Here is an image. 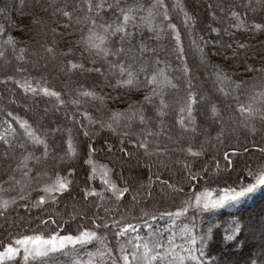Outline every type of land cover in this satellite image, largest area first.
Masks as SVG:
<instances>
[{
    "label": "trees",
    "instance_id": "16d2710c",
    "mask_svg": "<svg viewBox=\"0 0 264 264\" xmlns=\"http://www.w3.org/2000/svg\"><path fill=\"white\" fill-rule=\"evenodd\" d=\"M52 0H23V6L20 7V0H0V5H10V20L5 17H0V22H5L10 33L17 41L15 51L12 45H5L4 38H0V48L3 49L5 55L0 57V75L13 76V81L5 83H13L12 89H15L14 94L17 95V101H8L7 89L4 88V83L0 81V131H3L5 125L3 120L6 118V112L12 111L13 116L19 115L22 119H28L34 128H36L42 135L50 133L47 132L49 128V121L38 120L36 114L28 109H25L24 101L20 99L30 98L41 103H49L56 105L55 98H50L39 94L32 96L26 95L22 89L15 84V79L23 80L25 73L17 71V68H24L27 70V75L35 79L43 77L47 86L55 91L61 93V98L65 100L63 107L65 110H71L76 113L78 118L74 123L75 130L71 132L73 139L74 153H68V132L60 133L56 138H48L50 152L55 154L63 153L67 157L75 158L76 162L70 166L73 169L70 179L74 180V185L68 194H60L57 197L58 203L52 204L48 202V206H41L39 209L31 208L25 209L23 203H33L37 196L42 194L40 186L50 181L56 173L61 176L67 175L66 162L60 165H55L53 159L43 157V146H36L35 148L28 142L27 137L23 135V130L20 129L19 124L12 121L13 128L16 129L15 137L9 136L13 141L15 147L10 151L16 159H5L2 155L5 147L0 141V179H5L4 170L10 165L15 166L19 159L21 149L18 147L20 143L25 144L26 150L34 152L35 156H40L41 160L30 161L29 167L33 169L29 173L30 177L35 178L36 172H41L40 183H33V188L36 191H30L29 198L21 202V206L14 207L7 212L6 218L0 219V250L6 243L13 242L14 237L21 234H50L53 231H58L63 235L66 232L72 234L77 233L78 226L89 224L90 219H96L98 224L107 223L110 219L119 220L121 216L127 217L128 223L138 222L141 211L151 212L152 214H160L165 212L176 211V207L181 206L184 197L174 199L172 196L173 189L168 188L161 181H166L167 184L174 185L175 188H183L184 192H198L201 191L196 185L201 182L202 176L198 177L197 181L187 183L188 168L185 165L194 166L193 174L200 170L202 164L208 165L211 168L210 175L217 174V165L221 171H230L225 166L229 161H245L251 160L253 163L257 161H264V153L260 151L264 147V121L259 118L247 121L242 124L238 115V108L236 107L237 100L233 96L239 98V103H245L250 89H241L239 92H232L227 99H225L218 91L221 85L215 79L214 68L212 65H223L224 56L229 53L225 52L220 45H213L211 43L203 45V42L198 37H204L205 40L221 39L222 43L226 44L229 41L227 36H218L217 33L210 32L211 27H218L223 29L225 26L235 22V19L230 17L228 13L235 10L242 14V18L248 21H255L257 23L264 22V8L256 7L255 11L246 9L244 4H256V0H164L168 5L169 21L177 25V29L181 34V42L184 48V61L187 63L190 76L193 79L194 91L199 95L206 97L204 101H199L195 106L194 115L196 131L193 133L191 128L182 130L177 122L179 108L184 105L186 101V90L183 85V80L177 81L175 77H181V73L175 71L177 62L174 56H168V52L172 50L174 40L167 33L163 34L161 40L155 39V34L148 32L144 28L143 32L138 38L144 39L148 47L155 48V45H161V50L157 49V55L161 60H170L173 68L170 69V74L174 77L173 82L179 83L177 89L169 88L165 92V115L162 118L163 123L159 119H152L145 126V131L148 129L152 131H159V137H150L148 154L144 149H138L136 144L128 143V137L123 138L107 127H101L100 123H90L89 118L83 116L84 112L89 113V117L95 121L109 122V117L113 112H118L123 115L136 113L139 115L141 109L149 117H155L156 112L153 105L142 103L143 98L150 94V89L145 88V73L139 72V82L132 86H119L116 84V77L109 70V63L102 58L95 57L91 52L85 51L81 44L77 41L80 39L81 31L79 27L64 29L63 24L65 20L54 19L51 13L52 8H48L47 12L42 11V7L51 3ZM72 3V0H57V3ZM94 3L99 0H93ZM111 3L113 0H107ZM125 3H143L147 6L151 0H125ZM182 3L189 16L194 17L195 24L188 21L189 27L185 28L184 13L179 8L172 7L173 4ZM223 9V11L221 10ZM215 14V15H213ZM137 23H141V17L147 16L146 10L137 11ZM110 21L114 22L116 17L111 13L108 14ZM33 19H38L40 23L33 24ZM59 25V27H57ZM167 23H165V28ZM56 28L57 34H53L52 29ZM236 32L234 41L246 43L247 49L241 54L239 59H229L226 67L229 73H234V80H251L252 77L259 78V73H245L244 65L241 61H245L248 65L259 69L264 66V34L260 32H248L244 28L233 30ZM68 34L65 35L64 33ZM7 33L5 34L6 38ZM152 35V36H150ZM53 39L56 43L53 45ZM197 41L198 45H202L205 49L206 62H202L200 55L196 51V46L192 43ZM48 45H53L56 49L55 55L47 54L44 49ZM136 46V41L132 42L131 47ZM23 47L25 52L24 61H18L16 57L20 55L19 49ZM130 46L125 44V48ZM71 48L72 52H67ZM156 49V48H155ZM220 54H217V53ZM65 53V54H61ZM196 53L199 57L196 56ZM133 51H128L127 57H124L128 63L135 61L137 67L142 66V61L139 57H133ZM114 60V58H112ZM156 57L148 55L145 64L148 66L147 75H151V70ZM83 64V69H70L67 66V61ZM163 67V65H160ZM100 68L102 75L94 71L89 72L87 69ZM204 73L208 76V82L205 81ZM214 90L213 95H206L209 88ZM15 87V88H14ZM228 90L229 86L224 85ZM85 89L93 90L98 95L103 96V102L99 100H92L91 98L82 95ZM21 90V91H19ZM79 100L76 104L73 101ZM17 102V103H16ZM215 103L218 109V115L223 117L228 109L232 115L230 119L233 123L242 124L238 126L237 131L230 128L231 122L225 124V127L220 128L219 133L205 131V126L208 125L207 117L209 115V106ZM158 104V98H157ZM223 112V113H222ZM222 113V114H221ZM186 115V114H185ZM11 119V118H8ZM68 119L65 117V120ZM57 120V119H56ZM68 120L65 121L67 123ZM89 123V128L94 134V139H91L94 144L95 152L91 157L87 154L88 141L85 140L84 135L79 130L76 123ZM63 119H58L54 122L55 126L61 128L66 127ZM131 129L121 128L120 131H131L136 133L133 139H139V132L141 126L138 119L133 122ZM68 127V126H67ZM255 128V131L252 129ZM184 133L179 138L177 133ZM64 134V135H63ZM63 135V136H62ZM109 140V142H107ZM54 141V144H53ZM111 144L112 148H107ZM191 147L193 151H200L202 153L199 162L191 158V153L187 149ZM157 148H162L165 151L157 152ZM235 148L237 156H232L231 151ZM243 149H247L245 152ZM123 150V151H121ZM131 153V156L128 155ZM135 153V154H133ZM224 153H229V159L226 160ZM139 155H147V160L138 165L137 157ZM120 160H117L119 159ZM122 157V158H121ZM166 161L164 164V161ZM151 161V163L148 161ZM91 160V163L85 161ZM122 162L123 167H119ZM47 163V167L46 164ZM132 164V165H131ZM139 166V167H136ZM138 168V169H137ZM207 170V169H205ZM107 173V175H105ZM154 174V175H153ZM89 175L93 178L89 179ZM159 177V180L156 177ZM104 179H108L115 183L118 188L123 189L126 186H131V191L125 193V196L120 201H115L111 197V193L107 191V186L103 183ZM250 182V181H249ZM216 187L223 188L224 185H213L209 191L212 195H220L213 191ZM95 188L98 193L103 194V198L97 195L87 199L81 196V190H91ZM139 193L135 203L132 200V193ZM74 192L77 195V204L72 202L70 193ZM150 193V195H149ZM193 202L195 196H192ZM122 201V202H121ZM100 207L97 208L96 205ZM73 207L80 211H86L87 217L83 215L78 216L75 220H70L69 216L65 214V210L72 212ZM202 208V205H201ZM107 210V211H106ZM195 209L190 208L189 212L183 216L168 217L153 221L152 227L164 228L165 240L170 232L177 233L175 242L177 243V250L179 245L184 242L185 238L179 233L184 227L185 223L191 220ZM75 215V213H73ZM51 217L56 221L55 224L50 223L47 219ZM136 217L137 220L132 218ZM9 218V219H8ZM147 219V217H144ZM44 223L41 225L40 221ZM7 221V222H6ZM236 221V223H233ZM60 224H64V228H59ZM198 226L192 229V232L200 239L197 240L196 247L199 248L203 243V260L202 264H222V256L230 258L233 264H261L264 261V186L249 194L239 201L229 202L216 208L203 209L199 213ZM27 226V228L25 227ZM209 229L211 231L209 232ZM95 230V229H94ZM118 229H113L111 226L107 231V244L109 248H113V254H116L114 246L116 245L115 232ZM100 235H104L103 230H98ZM142 235L147 234V230H143ZM232 236V239H227V236ZM131 236L125 233L121 239H130ZM99 247L98 242H90L89 245L80 246L79 251H95ZM254 249L258 250L256 253ZM130 250V249H129ZM225 253V254H224ZM231 254V255H230ZM55 259L59 264H66V262L80 259V257L57 255ZM87 260V256L83 257ZM94 259H99L94 257ZM185 264H196L188 258Z\"/></svg>",
    "mask_w": 264,
    "mask_h": 264
},
{
    "label": "snow or ice",
    "instance_id": "6c2138e0",
    "mask_svg": "<svg viewBox=\"0 0 264 264\" xmlns=\"http://www.w3.org/2000/svg\"><path fill=\"white\" fill-rule=\"evenodd\" d=\"M23 6V0H20V7ZM259 6L264 8V0H256V4H244L243 7L246 9L256 10ZM10 5H0V17H5L10 20ZM172 7L179 8L181 12L184 13V23L185 28L189 27L188 21L191 20L192 24H195L194 17L189 16L188 12L185 10L182 3L173 4ZM48 8H52L53 12L51 15L54 19L65 20L63 24L64 29L79 27L81 31L80 39L77 41L81 44L85 51L91 52L95 57L102 58L109 63V70L118 77L116 79V84L119 86H132L139 82V72L143 71L145 73V88L150 89V94L143 98L142 103H147L153 105L156 116L149 117L141 109L139 115L136 113H131L128 115H123L118 112H113L109 117V122L105 123L103 121H95L90 119L89 113L84 112L83 116L89 118L90 123H100V126L107 127L115 132L121 137V143H123V138L128 137V143L136 144L138 149H144L145 153L148 154L150 137H159L161 133L159 131H152L148 129L145 131V126L152 119H159L160 123H163L162 118L165 115V108L168 107L165 104V92L171 89H177L180 85L179 83H174V77L170 74V69L173 65L170 60H161L157 55V49L148 47L144 39L138 38L143 32L144 28H147L148 32L155 34L156 40H161L163 34L168 33L174 40L172 50L168 52V56H174L177 66L175 71L181 73V77H175L177 81L183 80V85L186 90V101L183 106L179 108L180 115L178 116V124L182 130H188L194 133L196 131L195 125V106L199 101H204L205 96L199 95L195 92L193 79L190 76V70L187 63L184 61V48L181 42V34L177 29L175 23L169 21V10L168 5L164 3V0H151L147 6L143 3H132L127 4L125 0H113L109 3L107 0H99V2L94 3L93 0H72V3L64 2L57 3V0H52L51 3L42 7V11L47 12ZM146 10L147 16L141 17V23H137V11ZM223 11V9H221ZM111 13L116 17L115 21L112 22L108 18V14ZM215 15V14H213ZM228 15L235 19L234 23L225 26L223 29L218 27H211L210 32L217 33L218 36H227L229 41L226 44L222 43L221 39L205 40L204 37H198L203 45L209 43L213 45H220L225 52H228V56H224L223 65H212L214 68L215 79L221 85L217 88V91L227 99L232 92H239L241 89L251 90L250 94L245 103H239V98L233 96V99L237 100L236 107L238 108V115L242 123L247 126V121L259 118L264 121V66L259 69L248 65L245 61H241L244 65L245 73H259V78L252 77L251 80H234V73H229L227 70V63L229 59L237 60L247 49L248 45L243 42L234 41L233 38L236 32L233 30L244 28L248 32H260L264 34V22L257 23L255 21H248L242 18V14L232 10ZM33 24H38L40 21L38 19H33ZM165 23L167 27L165 28ZM59 27V25H57ZM53 34H57L56 28L52 29ZM6 38H5V34ZM65 35L68 33L65 32ZM0 38H4L5 45H12L13 51H15L17 41L16 39L8 33V27L5 22H0ZM136 41V46L131 47L132 42ZM56 43L53 39V45ZM192 43L196 46V51L200 55L201 61L206 62L205 49L202 45H198L196 40ZM125 44L130 47L125 48ZM53 45H48L45 47L44 51L47 54L55 55L56 49ZM139 51L140 60H146L148 55H153L156 57L153 68L151 70V75H147L149 69L147 64H143L137 67L135 61L128 63L124 57H127L128 51ZM20 55L16 57L18 61H24L25 56L23 53L25 49L21 47L19 49ZM67 52H72L71 48L67 49ZM65 54V53H61ZM217 54H220L219 52ZM5 55L2 48H0V57ZM114 58V60L112 59ZM264 64V61H262ZM160 65H163L161 67ZM67 66L70 69H83V64L74 63L73 61H67ZM18 72L25 73V78L15 79V84L22 89L23 92L28 95L37 96L43 94V96L55 98L56 105L54 107L59 111V105H64L65 100L61 98V93L53 90L47 86H41V84H46L43 77L35 79L30 75H27V70L24 68H17ZM89 72H96L102 75L100 68L87 69ZM13 76H6L5 82L13 81ZM229 86L228 90L225 89L224 85ZM15 91V89H12ZM84 97L91 98L92 100H99L103 102L104 97L98 95L93 90L85 89L82 93ZM158 98V104H157ZM73 103L79 104V100L73 101ZM25 107H27V102H25ZM6 112V118L3 120L5 128L0 131V141L6 146L2 155L5 159H16L15 154L10 155V151L14 149L15 145L9 136L15 137L16 129L13 128L12 121L15 120L19 124L20 129L23 130V135L27 137L28 142L35 148L36 146H43V157H48L50 153L49 141L47 134L42 135L36 128L32 126L28 119H22L19 115L13 116L12 111ZM186 114V115H185ZM209 115L211 118L215 119L218 116V109L215 103L209 106ZM11 118V119H8ZM138 119L139 125L141 126V131L139 132V139H133L136 133L131 131L121 132V128L131 129L133 127V121ZM75 123L76 120L73 119ZM85 127L83 123L80 125ZM255 131V128L252 129ZM64 129L61 127L49 128L47 130L50 134H56L58 132H63ZM68 153H74L75 148L73 147V139L71 135V129H68ZM85 136H88L87 131L84 132ZM18 147L22 150L19 159L15 163V166L11 165L4 170L5 179H0V217H5L8 211H11L14 207L21 206V202L26 201L29 198L30 191H36L33 188V183H40L41 172H36L35 178L30 177L29 173L33 171L29 167L30 161L41 160L40 156H35L34 152L25 149V144L20 143ZM107 148L111 149L112 145L108 144ZM247 152V149H243ZM123 151V150H121ZM156 151H165L162 148H157ZM264 153V147L260 149ZM95 152L93 145L90 143L87 145V154L89 157ZM188 153H191V158L199 162V158L202 153L200 151H193L191 147L187 149ZM131 156V153H128ZM232 156H237V151L235 148L231 151ZM226 160L229 159V153H224ZM85 163H91V160L85 161ZM188 168V176L186 178L187 183H192L197 181L198 177H203L201 182L196 185L201 191L198 192H184L183 188H175L174 185L167 184L166 181H161L168 188H172V196L174 199H179L184 197V201L181 206L176 207V211L165 212L160 214H152L151 212L141 211L140 218L138 222L128 223L127 217L121 216L119 220L110 219L107 223L98 224L96 219H90L87 226H78L77 233L72 234L71 232H66L61 235L58 231H53L50 234H21L18 237H14V243L9 242L2 246L0 250V264H59L55 259L57 255L80 257V259H75L66 264H185V261L190 258L191 261L196 262V264H202L204 252L203 243L200 247H196L197 240L200 236L194 234L192 229L197 228L199 213L203 209L216 208L229 202L239 201L245 198L249 194L253 193L261 186H264V161H257L253 163L251 160L245 161H229L226 164V168L230 171H221L217 165V174L210 175L212 171L208 165L201 166L200 170L193 174V167L185 165ZM207 169V170H205ZM73 172L72 168L67 169V175L61 176L56 173L55 179L51 180L49 183L42 184L40 186V191L44 194L38 195L35 202L23 203L25 209L37 208L41 206H48V202L52 204L58 203L57 197L60 194H68L74 185V180L70 179ZM19 174V178H17ZM107 175V173H105ZM154 175V174H153ZM93 177L89 175V179ZM159 180V177H156ZM250 181V182H249ZM103 183L107 186V191L111 193V197L115 201H120L125 193L131 191V186H126L123 189L118 188L117 185L108 179H104ZM213 185H224L223 188L216 187L213 191L221 193L216 199H212V192L209 191ZM227 193V194H224ZM139 193L133 191L132 200L133 203L136 201V197ZM101 196L102 193H98L95 188L91 190H81V196L85 199L89 197ZM150 195V193H149ZM195 196V201L193 202L192 196ZM122 202V201H121ZM202 205V208H201ZM97 208L100 207L99 204L96 205ZM195 209L194 214H192L191 220L184 224L179 235L184 237L185 240L179 245V251L177 250V243L175 238L177 233L170 232L165 240L164 228L153 229V221L158 219H163L165 216L180 217L189 212V209ZM107 211V210H106ZM75 213V215H73ZM65 214L69 216L70 220H75L78 216L83 215L87 217L86 211L77 210L73 207L72 212L65 210ZM144 217H147L145 219ZM50 223L55 224L56 221L52 220L51 217L47 218ZM134 221L137 220L136 217L132 218ZM7 222V221H6ZM43 225L44 221H40ZM236 223V221H233ZM113 229H118L115 232L116 245L114 246L116 254H113V248H109L107 244V231L109 227ZM27 228V226H25ZM64 224H60L59 228H64ZM95 229V230H94ZM98 230H103L104 235H100ZM147 230L146 235H142V231ZM211 229H209V232ZM128 233L131 238L122 240L121 237ZM227 239H232V236H227ZM96 241L99 247L95 251H85L80 252L78 249L80 246H87L90 242ZM130 249V250H129ZM87 256V260L83 257ZM98 257L99 259H94ZM253 264H256L253 261ZM264 264V261H261Z\"/></svg>",
    "mask_w": 264,
    "mask_h": 264
},
{
    "label": "rangeland",
    "instance_id": "374dc122",
    "mask_svg": "<svg viewBox=\"0 0 264 264\" xmlns=\"http://www.w3.org/2000/svg\"><path fill=\"white\" fill-rule=\"evenodd\" d=\"M150 36H152V35H150ZM156 47V49H159V50H161V45H155ZM133 57L134 56H137V57H139L140 58V52L137 50V51H135V52H133ZM196 56L197 57H199V55L196 53ZM145 61V60H144ZM144 61H142L143 63H142V65L143 64H145V62ZM6 76H8V75H6ZM5 75H0V81H2L4 84V88L5 89H7V100L8 101H17V99H18V97H17V95H15L14 94V91H12V85H14L13 83H5V77H6ZM204 77H205V81L206 82H208V76H207V74H205L204 73ZM8 82V81H7ZM15 88V87H14ZM208 88H209V92L206 94V95H213L214 94V90H212V88H210L209 87V85H208ZM19 91H21V90H19ZM21 101H24V102H27V107H25V103L23 104V106L25 107V109H28V110H30L31 112H34L35 114H36V117H37V119L38 120H45V121H49L50 123H49V126L51 127V128H56V127H60V126H55L54 125V122L55 121H57L58 119H63V123H65V121L66 120H68V122L67 123H65V125H67L66 127H63V129H64V131L63 132H58V133H56V134H50V137L51 138H53L54 139V141L56 142V138H57V136H59V134L60 133H64V132H68L67 130L68 129H71L72 131L71 132H73L74 130H75V127H74V122H73V119H75L76 120V122H77V118H78V116H77V114L76 113H72L71 112V110L73 111V109H71V110H65V109H63V107H59V111H57L56 110V108L54 107V105H51V104H49V103H41L40 101H38V102H36V101H34L33 99H30V98H26V99H20V102ZM17 103V102H16ZM223 113V112H222ZM221 113V114H222ZM65 117H67L68 119H66L65 120ZM232 118V115H231V113H230V111L227 109L226 110V114H224L223 115V117H221L220 115H218L215 119H213V118H211L210 117V115H208V117H207V122H208V125L207 126H205V131H211V132H216V134H218L219 133V129L220 128H222V127H225V124L226 123H228V122H231V119ZM57 119V120H56ZM81 123H83V122H81ZM77 124V126H78V128H79V130L81 131V133L84 135V132L85 131H87L88 133H89V135L88 136H85L84 135V137H85V140L86 141H88L89 140V142H88V144H92V143H94V142H92L91 141V139H94L93 137H94V134L92 133V131L90 130V128H89V123L88 122H85V123H83V125H85V127H81L80 125L81 124H79V123H76ZM243 124V123H242ZM242 124H239V123H233V122H231V126H230V128L235 132V131H237V129H238V126L240 125V126H242ZM184 133H177L176 134V136L179 138L181 135H183ZM64 135V134H63ZM62 135V136H63ZM50 137H48L49 139H50ZM54 141H53V144H54ZM107 142H109V140H107ZM16 145V144H15ZM93 146H94V144H92ZM133 154H135V153H133ZM146 156L147 155H139L136 159H137V161H138V165L140 166V163H142L143 162V160L144 161H146L147 160V158H146ZM49 158H51V159H53V162L55 163V165H60L61 163H63V162H66L67 164H66V166L67 167H70L71 165H73L74 164V162H76V160H75V158L73 159V158H71V157H67L65 154H63V153H59V151H58V154L56 153L55 154V152H53V151H51L50 153H49V156H48V159ZM122 158V157H121ZM117 160H120V157H119V159H117ZM148 161L151 163V161L148 159ZM162 162L164 161L163 160V158H162V160H161ZM165 162L166 161H164V164H165ZM46 164V166L45 167H47V163H45ZM132 165V164H131ZM119 167H123V164H122V162H120V165H118ZM139 166H136V167H139ZM138 169V168H137ZM17 178H19V174H17ZM53 179H55V176L51 179V180H53ZM51 180L50 181H48V182H46V183H49V182H51ZM42 194H44L43 192H42ZM41 194V195H42ZM224 194H227V193H224ZM139 196V194L137 195V197ZM70 197L72 198V202H75L76 204H77V195L74 193V192H71L70 193ZM137 197H136V199H137ZM218 197V195H212V199H216ZM3 218H5V217H3ZM0 219H1V217H0ZM9 219V218H8ZM255 251H253V253H256V251H258V250H256V249H254ZM225 254V253H224ZM231 255V254H230ZM221 263L222 264H233V262L230 260V258H225V257H223L222 256V259H221Z\"/></svg>",
    "mask_w": 264,
    "mask_h": 264
}]
</instances>
